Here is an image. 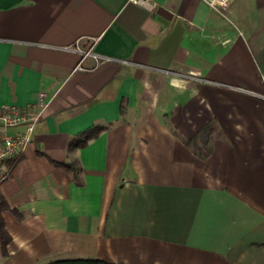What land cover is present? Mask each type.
Segmentation results:
<instances>
[{
	"label": "crops",
	"instance_id": "obj_1",
	"mask_svg": "<svg viewBox=\"0 0 264 264\" xmlns=\"http://www.w3.org/2000/svg\"><path fill=\"white\" fill-rule=\"evenodd\" d=\"M158 1L0 0V104L50 96L0 264H264V0Z\"/></svg>",
	"mask_w": 264,
	"mask_h": 264
},
{
	"label": "built area",
	"instance_id": "obj_2",
	"mask_svg": "<svg viewBox=\"0 0 264 264\" xmlns=\"http://www.w3.org/2000/svg\"><path fill=\"white\" fill-rule=\"evenodd\" d=\"M149 9L155 8L158 0H130ZM210 7L229 17L230 8L234 0H203ZM230 18V17H229ZM96 39L88 48L80 45V40L70 48L81 53L78 67L92 69L109 60H118L114 57L103 55L95 51ZM94 58L95 63L90 67L83 65L86 57ZM50 103L47 92L40 90L35 99L28 105L0 104V182L8 178L15 163L22 157L28 145L32 142L35 128L44 115V111ZM20 127L22 129L20 130Z\"/></svg>",
	"mask_w": 264,
	"mask_h": 264
},
{
	"label": "trees",
	"instance_id": "obj_3",
	"mask_svg": "<svg viewBox=\"0 0 264 264\" xmlns=\"http://www.w3.org/2000/svg\"><path fill=\"white\" fill-rule=\"evenodd\" d=\"M102 129L103 127L101 125H94L93 127L88 128L87 130L77 134L70 142V145L72 147L84 146L88 143L90 139L98 136V134ZM64 165H66L68 169H70L75 174L79 173L80 168L74 162L67 163ZM9 208L10 205L0 189V248L2 249L4 254L7 253L6 246L12 239L10 233L8 232L5 226V221L3 217V212ZM48 264H128V263H112L98 257H66L55 260Z\"/></svg>",
	"mask_w": 264,
	"mask_h": 264
}]
</instances>
